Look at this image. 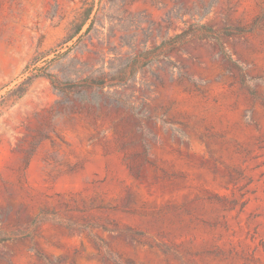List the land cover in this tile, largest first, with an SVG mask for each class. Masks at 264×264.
<instances>
[{
    "label": "rangeland",
    "instance_id": "rangeland-1",
    "mask_svg": "<svg viewBox=\"0 0 264 264\" xmlns=\"http://www.w3.org/2000/svg\"><path fill=\"white\" fill-rule=\"evenodd\" d=\"M0 264H264V0H0Z\"/></svg>",
    "mask_w": 264,
    "mask_h": 264
},
{
    "label": "trees",
    "instance_id": "trees-1",
    "mask_svg": "<svg viewBox=\"0 0 264 264\" xmlns=\"http://www.w3.org/2000/svg\"><path fill=\"white\" fill-rule=\"evenodd\" d=\"M235 31L242 32L243 30H241L240 28H236ZM231 35L232 33L229 32L228 28H225L222 30H214L211 27H208L205 25H199L196 30H185L179 34H176L175 36L171 37L168 40V42L172 43V45L174 46L177 43H183L189 39H194V38H199V37L209 38L215 42L222 57L227 62L235 65L232 59L230 58V56L227 54L224 48L223 42H222L223 37H229ZM251 94L254 95L253 93Z\"/></svg>",
    "mask_w": 264,
    "mask_h": 264
}]
</instances>
